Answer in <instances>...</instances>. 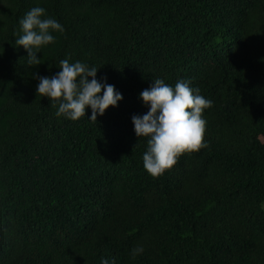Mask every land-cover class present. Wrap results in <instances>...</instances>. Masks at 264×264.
Wrapping results in <instances>:
<instances>
[{"label": "trees", "instance_id": "1", "mask_svg": "<svg viewBox=\"0 0 264 264\" xmlns=\"http://www.w3.org/2000/svg\"><path fill=\"white\" fill-rule=\"evenodd\" d=\"M33 7L64 32L29 66L15 41ZM64 59L96 67L123 99L96 122L90 107L58 117L37 86ZM155 79L213 102L208 147L159 178L132 122ZM101 258L264 264V0H0V264Z\"/></svg>", "mask_w": 264, "mask_h": 264}, {"label": "clouds", "instance_id": "2", "mask_svg": "<svg viewBox=\"0 0 264 264\" xmlns=\"http://www.w3.org/2000/svg\"><path fill=\"white\" fill-rule=\"evenodd\" d=\"M45 15L43 7H33L20 20L23 34L15 43L27 50L29 66L42 63L36 54L55 42L52 32H64L57 20L42 18ZM60 69L52 77H38L37 86V95L48 97L53 106L58 104V117L76 121L85 116L90 107L89 119L96 122L97 114L103 115L110 106H117L123 99L114 85L97 80L96 67L89 68L79 61L69 63L64 59L60 61ZM139 95L150 108L142 116L133 115L132 122L137 137H150L148 149L143 154V167L153 178L172 169L181 155L208 147L204 140L207 121L203 113L213 102L202 96L199 88L193 90L186 80L177 81L173 88L163 79H155L150 88ZM143 251L142 246L132 249L133 258ZM101 264H109V261L101 258Z\"/></svg>", "mask_w": 264, "mask_h": 264}]
</instances>
